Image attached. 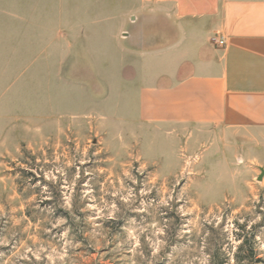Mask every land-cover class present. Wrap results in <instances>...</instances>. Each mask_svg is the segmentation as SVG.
<instances>
[{"label": "rangeland", "instance_id": "1", "mask_svg": "<svg viewBox=\"0 0 264 264\" xmlns=\"http://www.w3.org/2000/svg\"><path fill=\"white\" fill-rule=\"evenodd\" d=\"M138 8L0 0V264H264V137L140 119Z\"/></svg>", "mask_w": 264, "mask_h": 264}, {"label": "crops", "instance_id": "2", "mask_svg": "<svg viewBox=\"0 0 264 264\" xmlns=\"http://www.w3.org/2000/svg\"><path fill=\"white\" fill-rule=\"evenodd\" d=\"M138 4L147 19L143 31L158 35L150 62L161 58L140 90V119L264 137V0Z\"/></svg>", "mask_w": 264, "mask_h": 264}, {"label": "built area", "instance_id": "3", "mask_svg": "<svg viewBox=\"0 0 264 264\" xmlns=\"http://www.w3.org/2000/svg\"><path fill=\"white\" fill-rule=\"evenodd\" d=\"M212 43L217 44V45H220V46H224L225 45L224 40L219 39L218 37H214L212 39Z\"/></svg>", "mask_w": 264, "mask_h": 264}]
</instances>
